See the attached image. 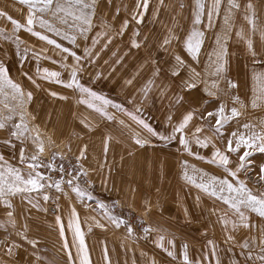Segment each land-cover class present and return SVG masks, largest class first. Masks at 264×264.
<instances>
[{"label": "rangeland", "instance_id": "rangeland-1", "mask_svg": "<svg viewBox=\"0 0 264 264\" xmlns=\"http://www.w3.org/2000/svg\"><path fill=\"white\" fill-rule=\"evenodd\" d=\"M137 2L98 0V12L92 30L87 34V40L78 36V47L51 32L36 29L62 48L83 56L84 46L91 48L92 39L98 32L105 31V25L108 26L111 43H107L108 35L102 36L91 48L94 62L81 60L84 70L79 75L80 84L102 98L94 103L116 117L108 121L86 105L78 103L79 99L86 98L80 91L67 88L55 79L44 78L43 69L47 68L59 71L60 80L68 81V72L60 68L59 63L52 62L61 61L67 53H62L55 45L39 39L23 27L14 30L6 17L11 16L23 24L26 22L27 8L19 4L18 0H0V11L6 13L5 17H0V29H4L3 35H0V64L8 69L9 79L25 93L30 92L32 95L31 101L23 105L9 99V106L14 107L12 113L0 102V120L6 125L0 129V142L10 138V131L14 130V124L21 123V116L29 129L23 144L15 138H11L14 148L0 143V157L3 158L0 159V170L13 168L27 177L29 170L27 163L20 162V150L24 149L26 159L33 154L37 147L33 138L37 134L45 144L42 159L50 161L54 152L56 165L62 164L65 169L64 173L46 167L38 169L45 177L44 194L50 196L47 202L36 192L24 194L23 198L20 195L12 198L11 209H7L0 201V223L4 224V227H0V264H79V240L74 236V231L67 227L72 208L79 215L91 264H183L184 245H187L192 264H216L217 258L220 264H245L239 244L256 237L259 228L264 227V221L254 213L250 214L251 230L238 228L235 233H231L235 240L226 242L231 221L237 219L236 215L222 201L184 178L187 172L197 183L207 182L211 177L233 182L224 169L213 161L212 145L198 147L192 133L196 127L203 126L204 131L199 134L201 138L211 136L208 126L214 124V120L207 117L206 112L215 111L220 103L231 107L235 90H227L226 82L221 81L222 91L217 100L205 94L203 83L198 82L197 88L191 92L185 90L183 83L194 68L211 84L212 78L208 75L210 56L216 47L215 37L224 27L223 8L221 15L213 19L212 28L207 27V17H202V24L197 27L205 32L204 44L198 60H193L185 50L184 40L193 29L195 0H149L148 11L139 24L132 20ZM204 2L210 6L212 0ZM236 3L240 7L234 9L231 16L233 27L228 43L227 79L240 85L239 95L248 104V111L240 118L239 124L232 121L225 126L224 135L228 139H231L233 131L239 130L242 134L247 132L243 122L251 124L257 132L264 126V108H251L253 88L256 87L253 73L264 71V40H261L259 31L252 35L251 26L245 19L248 12L246 6L251 3L256 24L264 26V0H236ZM248 14L251 15V12ZM125 20L129 21L127 28L122 34H117ZM241 29L252 37L257 52L255 58L247 51L245 41L236 36V32ZM15 37L22 41L19 51ZM166 38L171 40L167 45L164 44ZM133 41L140 46L133 47ZM33 53L39 54V58ZM176 55H180L186 65L179 69V76L172 75ZM68 62H73L71 57H68ZM97 75L99 79H96ZM128 80H131L130 84ZM149 81L152 84L145 93L143 89ZM5 92L11 97L10 89L6 88ZM53 92L57 95H51ZM65 96L67 99L59 98ZM180 96L184 99L178 102ZM105 100L108 101L107 105H103ZM0 101H4L3 95H0ZM188 110L194 111L193 120L185 130V135L193 140L191 153L179 143V132L176 133V139L171 141L158 138L170 136L173 125ZM200 111H205L204 118H201ZM9 115L12 119L4 120ZM169 115L172 116L171 123ZM141 120L158 136L151 135L137 122ZM85 124L89 127H85ZM136 134L150 142L143 147L136 145ZM106 140L108 151L105 154ZM213 143L222 151L225 150L226 140L214 138ZM82 151L84 157L78 160ZM243 151L242 148L241 153ZM61 155L64 156L63 160L60 159ZM231 159L235 162L236 155H232ZM250 160L252 164L248 175L252 178L248 181V187L253 192L264 191V183H257L259 165L264 164V153L255 152ZM69 180L72 184H69ZM54 182L60 183L59 191ZM75 184L87 189L93 199L78 197L72 188ZM224 194L227 195V192ZM29 199L39 203V210L32 207ZM98 201L108 207L121 206L134 211L143 221L144 228L152 227L159 231L145 233L144 229L134 230L129 236L123 224L116 227L104 215L97 207ZM8 211L13 213L11 219L15 227L9 223ZM225 212L229 220L227 230L218 221V216ZM57 216L64 225L63 238L60 236V226L56 223ZM97 221L104 227H97ZM21 232L28 239L38 241L36 248L21 238ZM161 236L165 238L163 248L159 246ZM169 240L175 241L174 248L168 243ZM209 240L216 245L215 256L211 254ZM13 244H19L20 247L13 248ZM9 248H12L11 255ZM169 251L174 253V257L168 255ZM258 255L259 248L254 244L253 261L250 264H259ZM37 256L40 257L39 261Z\"/></svg>", "mask_w": 264, "mask_h": 264}, {"label": "snow or ice", "instance_id": "snow-or-ice-1", "mask_svg": "<svg viewBox=\"0 0 264 264\" xmlns=\"http://www.w3.org/2000/svg\"><path fill=\"white\" fill-rule=\"evenodd\" d=\"M19 4L27 8L26 13V22L21 23L20 21L13 19L11 16L6 18L13 25L14 30H18L21 27L25 31L31 33L34 36L39 37L41 40H45L48 44L55 45L59 48L62 53H67V56L62 57L61 61L53 60V63H59L60 68L65 69L69 74V79L67 82L60 80L61 73L59 71H50L49 69H43V74L45 79H55L57 83H63L67 88H74L80 91L86 96L78 100L79 104H84L88 108L97 112L101 117L107 119L108 121H113L116 119L114 115L109 114L103 106H97L94 101L101 100L102 98L98 96L91 89L84 87L79 82V75L84 70L81 60H91L94 62L93 52L91 48H94L95 45L99 42V39L102 36L108 35L109 38L107 43H111V36L108 32V26L105 25L104 32H98L96 37L91 41V48L87 45L83 48V56L77 55L76 52L71 51L68 48H62L61 45L56 44V41L49 39L48 36L41 34L40 31L36 29H43L46 32H51L53 35L60 36L62 39L67 40L74 47H78L77 38L82 37L84 40L88 39V33L92 30L94 18L98 12V0H18ZM110 2V0H109ZM162 2V0H161ZM149 7V0H138L136 4V11L132 15V20H135L137 24L141 23L144 15L147 13ZM183 7V5H181ZM239 4L236 3V0H212L210 6L206 5L204 0H195V11H194V24L191 33L184 40V47L188 55L191 56L193 60H198L201 48L204 44L205 32L201 30L200 27H197L202 24V17H207V27H213V19L221 15L223 8L224 11V27L220 34L215 37V45L213 52L210 56V67L208 75L212 78L211 84L208 83V80L204 78V75L200 72H197L194 68L191 70L192 74L188 79L184 80L185 90L191 92V90L196 89L198 82L205 85L204 92L210 97L219 100L220 93L222 89L220 88V82L225 81L227 84V90H235L232 93L231 107H228L224 103H220L215 111H207V117H210L214 120V124H210L209 130L211 131V136H204L201 138L199 135L204 131V127H196L195 131L192 133V138L194 139L195 144L200 148H207L209 144L213 148V161L220 165L224 171L228 174L229 178L233 182H229V179H217L215 177L209 178L207 182H199L193 178L189 177L187 172L184 173V178L190 183L194 184L197 188L201 189L203 192L208 195L215 197L217 200L223 202V204L228 206L237 217L236 220L231 221V231L230 234L226 237V242H233L235 236L231 233H235L238 228H246L251 230L252 224L249 221V215L254 213L258 216L261 221H264V191L253 192L248 187V181L251 180V176L248 175L252 161L250 157L255 152L264 153V126L260 128V131L257 132L253 126L247 122H243V128L247 130L246 133L242 134L239 130L231 132V139H228L224 135L226 130L225 126L229 125L230 122L236 121L238 124L241 122L240 118L243 117L248 111V104L245 100H242L239 95L240 85L237 82H234L230 79H227V74L229 71V36L233 27L231 16L234 9H239ZM248 12H251V15L246 12L245 19L248 21V24L251 26L250 31L252 35H255L257 31L260 33L261 40H264V26H258L255 21V12L253 10V5L249 3L246 6ZM142 9V11H141ZM6 13L0 11V17H5ZM139 17V18H137ZM129 21L125 20L119 29L117 34H122L123 30L127 28ZM60 25L61 27H57ZM4 29H0V35H3ZM139 34L138 31L136 33ZM236 36L245 41L247 51L251 54L253 58L257 56V52L253 47L252 37L247 34L244 29L236 32ZM17 43V51H19V44L22 41L19 40V37H15ZM171 42L169 38L164 40V44L167 45ZM107 43L104 47L107 46ZM140 45L133 41V47H139ZM43 51V50H42ZM34 56L39 58V54L33 53ZM68 57H71L72 63L68 62ZM48 59V57H44ZM214 58V59H213ZM176 65L173 67L172 75L179 76V69L181 67H186L185 60L180 56H175ZM40 70L38 69V72ZM99 75L96 76V79H99ZM253 80L256 87L253 88V94L251 98V108L255 109L257 107L264 108V71L254 72ZM127 83H131V80H128ZM152 81L148 82V85L143 89L145 93L149 90ZM11 90V97H9L5 89ZM225 90V91H227ZM0 95L4 96V101H0L4 104V108L7 109L9 113L14 111V107H10L8 100L18 101L20 105L31 101V93H25L23 89L17 84L14 83L8 77V69H6L3 64H0ZM51 95L56 96V93H51ZM60 99H67V97H59ZM184 99L183 96L179 97V101ZM108 101H103V105H107ZM198 110V109H197ZM206 111V110H205ZM205 111H200L201 118H204ZM194 111L188 110L183 118L173 125V132L170 136H158L153 129L146 124L144 121H137L141 124L147 131L154 136H158L161 140L171 141L176 139V133H181L179 137V143L183 146L185 151L191 153L192 151V139H189L185 135V130L188 128L189 123L193 120ZM12 116L4 117V120H11ZM135 119V117H133ZM169 122H172V116L168 117ZM123 124V121H120ZM4 121L0 120V129L5 128ZM85 127L89 125L85 124ZM14 130L10 131V138L6 139L0 143L8 145L9 147L14 148L15 144L12 142L11 138L20 140L21 144L24 143L26 139V133L29 131L26 124L23 123V116H21V123H16L13 125ZM214 138L226 140L225 150H221L213 143ZM37 147L33 154H31L27 159L25 158V151L23 148L20 150V162L27 163V168L29 170L27 177L23 176L18 170L13 168L6 167L3 170H0V201H2L7 209L13 207L11 200L17 195H20L22 198L24 194H31L33 192L40 193L43 201L47 202L50 199V196L44 194L45 177L40 174L38 169L40 167H46L49 170L64 173L65 169L63 165H56V153H52V158L50 161L45 162L42 157L45 153V144L43 140L40 139L39 134L33 138ZM150 141L147 138H141L139 134H136L134 143L143 147L145 144ZM244 151L241 153V149ZM70 150V149H69ZM108 151L107 140L104 143V152L105 154ZM236 155L237 160L234 162L231 157ZM84 157V152L80 153L78 160ZM0 159H3L0 157ZM60 159L63 160L64 156L61 155ZM30 161V162H29ZM86 174V173H81ZM206 175V174H205ZM246 176L247 178H242ZM48 179H51L50 177ZM257 183H264V164L259 165V173L257 176ZM69 184H72V181L69 180ZM56 189L60 190V183L54 182ZM53 185H47V187H52ZM73 191L77 194L78 197L91 200L93 199L90 192L87 189H82L79 184L72 185ZM227 192V195L224 193ZM29 203L32 204L33 208L39 210V203L32 202L29 199ZM97 207L104 212L105 216H108L109 220L115 224L116 227H120L122 224L125 225L126 231L129 236L133 234V227L123 219H118L115 216H111L108 213V205L102 201L97 202ZM215 214V210H213ZM9 217V223L15 227V222L11 219L13 216L12 211L7 212ZM228 213L225 212L223 215L218 216V221L221 222L225 229H228L229 220L227 219ZM56 223L60 226V236L64 237V225L61 223L59 216L56 217ZM97 227L103 228L104 225L97 221ZM0 227H4V224L0 223ZM69 229L74 231V236L79 240V247L77 250V257L79 258V264H91L87 246L84 241V233L80 227L79 215L75 208H72L69 215L68 225ZM5 231L7 228L5 227ZM26 231V228H25ZM89 231H91V226H89ZM152 231H159V229H154L152 227H145L144 232L150 233ZM22 239H24L28 244L33 248H36L38 241L30 240L25 235L24 232L19 233ZM164 237H160V247H164L163 241ZM168 243L174 248L175 241L169 240ZM208 244L211 245V254L216 255V245L212 240L208 241ZM259 248L258 261L259 264H264V227H260L258 235L252 237L251 241L244 240L239 244L241 248V255L245 258V264H250L253 261V245ZM65 248H67V243H65ZM13 248L20 247L19 244H13ZM9 254L12 253V248L8 249ZM169 256L174 257L172 251L168 252ZM69 258L72 259L69 254ZM37 261L40 260V257H36ZM105 259L107 260V250L105 249ZM183 264H192L189 260L187 254V245H184V255H183ZM216 264H220L219 259L217 258Z\"/></svg>", "mask_w": 264, "mask_h": 264}, {"label": "built area", "instance_id": "built-area-1", "mask_svg": "<svg viewBox=\"0 0 264 264\" xmlns=\"http://www.w3.org/2000/svg\"><path fill=\"white\" fill-rule=\"evenodd\" d=\"M107 211L109 215L115 216L118 219H123L127 221V223L130 224L134 230L142 231L144 229L143 221L139 219L138 213L134 211L125 210L121 206L108 207Z\"/></svg>", "mask_w": 264, "mask_h": 264}]
</instances>
